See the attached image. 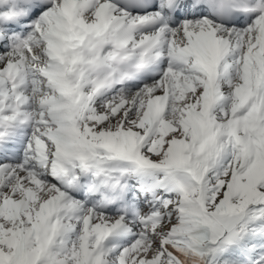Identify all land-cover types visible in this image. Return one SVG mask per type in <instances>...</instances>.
<instances>
[{"label": "snow or ice", "instance_id": "snow-or-ice-1", "mask_svg": "<svg viewBox=\"0 0 264 264\" xmlns=\"http://www.w3.org/2000/svg\"><path fill=\"white\" fill-rule=\"evenodd\" d=\"M0 264H264V0H0Z\"/></svg>", "mask_w": 264, "mask_h": 264}]
</instances>
